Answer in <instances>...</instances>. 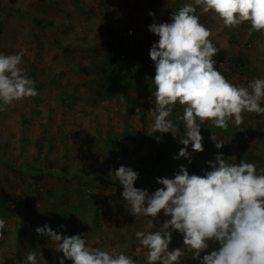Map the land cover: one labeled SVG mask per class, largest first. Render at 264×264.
<instances>
[{"label": "rangeland", "instance_id": "obj_1", "mask_svg": "<svg viewBox=\"0 0 264 264\" xmlns=\"http://www.w3.org/2000/svg\"><path fill=\"white\" fill-rule=\"evenodd\" d=\"M189 2L0 0V54L22 55L20 67L34 81L38 92L37 96L14 102L0 111V154L3 155L0 203L2 199L9 203L8 208L3 204L0 209V219L5 220L0 264H9L7 259L19 264L17 256L25 263L30 251L36 252L38 264L44 261L59 264L63 254L54 251V242L35 232L45 224L61 235H80L87 246L112 255L123 253L135 264H146V250L135 233L159 230L170 217L161 212L154 228L149 229L145 217L128 211L126 202L118 196L122 187L110 172L121 165L131 168L138 173L134 187L146 189L149 195L162 187L156 182L158 178H173L153 168L156 166L153 158L168 153L172 160L183 147L179 139L184 129L178 119L182 108L177 105L169 117L178 126L176 138L171 133H153L152 90L131 86L124 92H116L106 75L110 69L109 57L103 49L109 41L114 44L123 25L143 33L136 36L133 50H139V39L158 41L148 30L149 26L170 23L173 12ZM149 12L154 16H149ZM197 14L200 22L211 30L210 39L222 41L220 48L224 51L219 52L230 53L224 54L227 57L241 55L255 67L257 76H264V35H249L247 23L227 29L211 13L200 14L198 9ZM140 66L142 70L143 65ZM230 123L233 125L230 131L214 133L224 142L221 149H216L211 139H203V152L194 153L191 145L188 146L190 164L184 158L173 159L174 162L197 175L198 168L208 166L219 154L230 164H239L241 160L254 163L259 174L264 168V117L244 113L240 126ZM66 149L72 151L71 157H64ZM48 159L55 165L52 175L45 170ZM204 167L200 175L211 170ZM61 169H65L66 175H61ZM149 171L159 174L149 176ZM95 174L111 184L100 186L93 178ZM35 175L41 179L37 181ZM55 175L57 178L52 177ZM65 211H71L73 221L62 219L61 213ZM18 235L22 236L20 241ZM182 241L181 234L172 232L169 249L183 247ZM218 248V243L209 241L200 258L186 254L181 260L199 264L203 255ZM64 264L72 262L65 260Z\"/></svg>", "mask_w": 264, "mask_h": 264}, {"label": "clouds", "instance_id": "obj_2", "mask_svg": "<svg viewBox=\"0 0 264 264\" xmlns=\"http://www.w3.org/2000/svg\"><path fill=\"white\" fill-rule=\"evenodd\" d=\"M198 9L200 14L211 13L224 28L247 23L249 35H264V0H191L173 12L170 23L149 26L159 38L149 51L155 66V92L150 98L153 102L154 96L152 131L176 138L178 126L169 117L179 105L182 115L178 119L184 129L179 143L183 147L173 159L184 158L189 164V145L194 153L204 150L202 124L210 122L227 131L230 121L236 126L243 123L244 113L264 115V78H255L246 87L237 86L215 69L213 57L221 48L210 39L211 30L200 22ZM149 16L154 14L149 12ZM21 63V54H0V111L38 95ZM210 139L216 149L224 146L214 133ZM208 167L211 170L203 175H190L181 166L174 178H158L156 182L162 187L151 195L134 187L138 173L131 168L121 165L110 172L122 187L128 211L145 217L149 229L154 228L161 212L170 217L159 230L135 233L146 250V264H180L186 254L198 259L209 241L218 243L219 248L203 255L199 264H264V168L258 174L254 163L241 160L230 164L219 154ZM4 229L5 220L0 219V239ZM35 232L54 242V251L63 254L59 264L65 260L72 264H135L123 253L112 255L87 246L80 235H61L47 224ZM172 232L182 235L183 247L169 249ZM25 264H38L36 252L26 255Z\"/></svg>", "mask_w": 264, "mask_h": 264}, {"label": "trees", "instance_id": "obj_3", "mask_svg": "<svg viewBox=\"0 0 264 264\" xmlns=\"http://www.w3.org/2000/svg\"><path fill=\"white\" fill-rule=\"evenodd\" d=\"M10 1H13V0H10ZM150 2H152V1H150ZM36 22H37V24H41L42 26H44L43 23H40L38 21H36ZM132 28L134 29V27H131L130 25H128V26L123 25L120 28V31L116 34V41H114V44L109 41L107 43V47H105L103 49V52H105V54L109 57L108 62H109L110 69L108 70L106 75H107L109 84L118 93L124 92V91L130 89L131 86H133V88H138L140 90H146L148 92L152 90V94H153L155 92V87L152 83V79L154 78L155 70H152V69L147 70L146 65H145L144 53L141 50H137V51L133 50V47L126 45L125 39L122 38V35H121V34L126 33V31H128V30H132L134 35L143 36V33L140 29L133 30ZM250 47L251 46H247V48H250ZM120 54L125 55L124 61L118 60V57ZM230 58L231 59H237L240 62V64H242V65L244 64V65L250 66V70H248V72L245 70V73L247 72L248 76H250V75L254 76L255 75V71H256L255 67H253L251 64H249V62L244 57H242L241 55H239L238 57H233V55H232V57L230 56ZM140 64L143 65L142 70H141ZM82 71L84 73H86L84 70H82ZM225 78H227L228 81H231L229 77L226 76ZM132 80L133 81L135 80L134 85H132ZM105 86H106V84L103 85V88ZM100 94L102 95L101 92H100ZM153 99H154V96H153ZM129 103H132V101H129ZM232 128H233V125L229 122L227 131H230ZM227 131L215 128L214 126L211 125L210 122H206V123L201 125L200 134L204 140H207V139H210L211 135L215 132L226 133ZM37 147H38V150H41L40 144L37 145ZM68 152L66 149L64 157H68V156L71 157L72 151H68ZM80 152L83 156L86 155V153H83L82 151H80ZM2 156L3 155L0 154V161H1ZM153 161H154V164L156 166L153 165L152 167L153 168L156 167V170L158 172H161L162 175L167 176V177L172 175L174 178V174L178 171L179 167H181L174 162L173 157H172V160L169 159L168 153L165 155L157 154V156H155L153 158ZM46 163H47V165L45 166V170L48 172V175H52V173H50V172L55 170L54 169L55 165L52 163V161L50 159L46 160ZM203 167H204V165L197 169V172H196L197 175L201 174L202 170H200V169H202ZM204 168L210 169L208 166H205ZM79 170L82 171L84 174L87 173L86 171L84 172V169L79 168ZM61 171L63 173V172H65V169H61ZM62 173H61L62 176L66 175L65 173H63V174ZM148 174H149V176H152V174L154 176H157L159 173H156V171H154V172L149 171ZM190 175H192V174H190ZM56 176L57 175L52 176V177H56ZM93 176H94L93 177L94 180H96V182H98L100 184V186H102L104 188L109 186V184H111L102 175H96L95 174ZM35 179L37 181H39L41 179V177L35 175ZM5 195H6V193H5ZM118 196L124 202V200L122 198V193L118 192ZM3 204H5L6 205L5 207H7V208L9 207V203L7 205L6 201L4 199H2L1 203H0V209L2 208ZM32 211L34 212L33 209H32ZM2 214H3V212H2ZM70 214H71V211H65L64 213H61V216H63L62 219L63 220L68 219V220L73 221V216ZM130 224H132V220H130ZM21 238H22V236L18 235L19 241L21 240ZM7 262H10L9 264H14V263H12L11 259H7L6 263ZM16 262L19 264H25V263H23L22 259L19 258L18 256L16 257ZM180 264H192V262L188 259H182L180 261Z\"/></svg>", "mask_w": 264, "mask_h": 264}, {"label": "built area", "instance_id": "obj_4", "mask_svg": "<svg viewBox=\"0 0 264 264\" xmlns=\"http://www.w3.org/2000/svg\"><path fill=\"white\" fill-rule=\"evenodd\" d=\"M122 38L125 39L126 45H129L131 47H133V43L137 40L136 35H134L132 30H128L126 31V33L121 34ZM139 50H141L144 53V57H145V65L147 70L148 69H152L155 70V66L154 63L151 61L150 57H149V51L151 46L154 43H157V40H153V39H139ZM213 59L216 61L215 64V69L217 71H220L221 74L224 77H229L232 84H235L237 86H244L246 87L250 82H252L255 78H264V76L259 77L256 75L252 76H248L247 72L248 70H250V66L247 65H242L240 64V62L237 59H231L230 57H221V56H217L215 55L213 57ZM118 60L120 61H124L125 60V55L124 54H120L118 57ZM223 64V67H220ZM245 70L247 71L245 73ZM244 71V72H243ZM261 106L264 107V100L261 101ZM264 117V115H262Z\"/></svg>", "mask_w": 264, "mask_h": 264}, {"label": "crops", "instance_id": "obj_5", "mask_svg": "<svg viewBox=\"0 0 264 264\" xmlns=\"http://www.w3.org/2000/svg\"><path fill=\"white\" fill-rule=\"evenodd\" d=\"M211 38V37H210ZM217 39H215L214 41H212L213 42V44H215L217 47H219L220 48V46H221V44H222V41H220V39L219 40H217ZM221 50H223V49H221ZM230 50H232V49H229L228 51H230ZM220 51V50H219ZM224 51V50H223ZM221 54V55H220ZM224 54H230V53H227V52H219V53H217L216 55L217 56H223ZM224 56H226L227 57V55H224ZM232 57V54L231 55H229V57Z\"/></svg>", "mask_w": 264, "mask_h": 264}]
</instances>
